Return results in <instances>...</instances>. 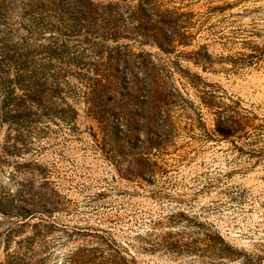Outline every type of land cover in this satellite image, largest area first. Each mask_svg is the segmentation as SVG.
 <instances>
[{"label":"rangeland","instance_id":"1","mask_svg":"<svg viewBox=\"0 0 264 264\" xmlns=\"http://www.w3.org/2000/svg\"><path fill=\"white\" fill-rule=\"evenodd\" d=\"M25 3L0 54L52 41ZM150 3L84 69L38 55L40 97L0 63V264H264V0Z\"/></svg>","mask_w":264,"mask_h":264},{"label":"trees","instance_id":"2","mask_svg":"<svg viewBox=\"0 0 264 264\" xmlns=\"http://www.w3.org/2000/svg\"><path fill=\"white\" fill-rule=\"evenodd\" d=\"M12 1L0 0V21L6 5H10ZM132 1L134 0H106L105 4H98L94 0H25L26 15L29 17V24H32L28 33L37 35L54 30V36L51 43L41 52L32 48L28 39H24L20 45L22 54L19 56L15 55L16 50H19L16 46H13V56L5 54L3 48L0 63H19L25 60L19 67L22 71H28L34 59L40 55L43 60H47L48 67L53 66V61H57L84 69L88 49L83 46L89 45V49L99 47L100 55L103 45L99 40H105L108 36L118 39L122 35L120 29H124L125 24H139L137 29L143 33L142 36L147 35L145 25L149 24L152 17L150 0H138L137 5L124 11L125 3ZM155 39L160 48L165 50L164 44L158 38ZM5 52L9 53L6 50ZM29 59L31 62H28ZM33 66L30 76L24 77L34 80L35 85L40 87L36 92L37 97H40L43 93L41 90L47 83V75L40 67L37 69L36 64ZM116 70L119 71L118 66Z\"/></svg>","mask_w":264,"mask_h":264}]
</instances>
